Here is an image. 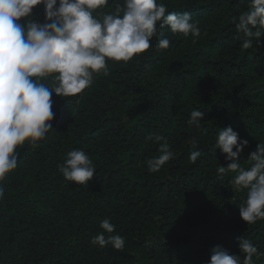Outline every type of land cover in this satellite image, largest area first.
<instances>
[{"label":"trees","instance_id":"trees-1","mask_svg":"<svg viewBox=\"0 0 264 264\" xmlns=\"http://www.w3.org/2000/svg\"><path fill=\"white\" fill-rule=\"evenodd\" d=\"M158 2L190 13L201 36L193 43L165 26L144 53L107 61L109 75H94L83 93L52 94L53 129L38 147H18V167L3 181L0 264H205L216 245L243 260L240 237L264 253V220L241 219L246 190L232 189L234 173L217 174L229 161L215 148L217 133L231 126L248 140L239 156L247 167L249 153L264 143V36L241 48L231 17L247 10L242 0ZM116 3L123 0H109L97 14L113 12ZM33 13L44 22L43 6ZM165 37L169 48L158 49ZM193 110L205 113L200 128L188 124ZM150 134L163 135L176 154L156 173L147 169L159 155ZM192 138L201 152L195 163ZM74 149L96 167L87 185L59 171ZM104 218L125 238L123 251L91 244ZM252 264H264V255Z\"/></svg>","mask_w":264,"mask_h":264},{"label":"clouds","instance_id":"clouds-1","mask_svg":"<svg viewBox=\"0 0 264 264\" xmlns=\"http://www.w3.org/2000/svg\"><path fill=\"white\" fill-rule=\"evenodd\" d=\"M247 10L231 21L242 40L241 48L261 44L264 36V0H242ZM109 0H0V199L5 196L3 181L18 167V147L26 142L33 148L46 139L53 129L52 94L63 98L75 97L91 87L94 75H109L107 61L129 62L151 46V39L168 26L173 34L195 43L201 36L199 21L188 12H170L158 0H123L116 3L113 12L97 14ZM43 6L44 22L33 19V9ZM23 18V20H22ZM170 46L168 38L158 41V49ZM50 78L49 87L41 82ZM205 113L193 110L188 124L200 128ZM146 140L159 143L158 156L147 160L149 173H156L175 152L161 134H150ZM194 150L189 161L195 163L201 156L198 141L190 140ZM248 140L241 139L231 126L217 133L215 148L226 154L227 165L216 168L217 174L234 173L232 189L246 190V199L239 205V215L247 224L264 220V143L247 157V167L239 156ZM235 149V150H234ZM59 167L65 180L87 185L96 173V167L84 150L67 153ZM103 230L91 238V244L123 251L125 238L115 232L109 218L100 221ZM104 233H108L107 237ZM240 255L230 254L216 245L210 249V260L205 264H252L257 247L250 239L238 238Z\"/></svg>","mask_w":264,"mask_h":264}]
</instances>
